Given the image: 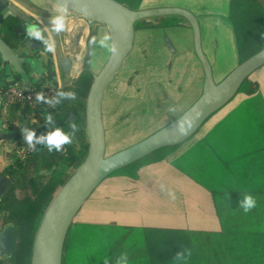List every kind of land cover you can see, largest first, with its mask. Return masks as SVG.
<instances>
[{"label":"crops","instance_id":"crops-1","mask_svg":"<svg viewBox=\"0 0 264 264\" xmlns=\"http://www.w3.org/2000/svg\"><path fill=\"white\" fill-rule=\"evenodd\" d=\"M8 1L31 20L8 17L1 27L0 38L17 58L6 64L0 58V85L55 86L77 96L53 111L42 112L38 119L31 118L26 107L4 108L0 103V132L12 135L11 140L0 141L4 145L0 148V173L11 179L0 197V228L12 223L13 215L1 206L14 185L16 168H23L24 163L11 160L6 148L23 140L22 127L35 129L38 136L46 133V113H51L66 132L70 131L69 121L80 127L74 142L61 152L37 146L25 161L30 184H24L26 191L50 187V202L84 161L88 148L86 97L97 73L93 64L102 50L91 40L108 34L104 25L67 9V30L51 33L55 54L44 52L41 42L27 37L25 25L43 21L42 28L50 27L51 15L63 6L56 0ZM146 1L140 0L139 9L146 7ZM184 1L191 7L185 3L173 6L196 17L200 49L217 83L242 57H249L244 53L252 52L249 48L241 54L232 15L254 19L258 26L247 24L243 32L262 35L264 6L252 0L251 9L243 15L237 6L240 0ZM129 58L134 67L127 66ZM203 83V65L195 53L192 28L184 18L165 15L137 20L132 48L103 93L105 155L107 145L116 139L140 141L178 118L201 95ZM170 106L176 107L174 114L169 112ZM4 119L17 121L18 128L7 132L1 127ZM129 123L134 132L126 134L122 128ZM162 185L175 193V199L161 191ZM245 194L257 201L248 213L239 208ZM38 224L30 232L31 250ZM14 230L13 252L18 238L15 225ZM183 248L192 251L187 264H264V64L188 137L107 175L74 216L61 264H115L122 253H127L128 264H179L174 256ZM30 260L31 252L28 264Z\"/></svg>","mask_w":264,"mask_h":264},{"label":"water","instance_id":"water-1","mask_svg":"<svg viewBox=\"0 0 264 264\" xmlns=\"http://www.w3.org/2000/svg\"><path fill=\"white\" fill-rule=\"evenodd\" d=\"M75 14L104 25L120 48L118 57L108 55L101 69L94 75L86 97V134L88 148L84 161L54 194L38 224L31 250L30 264H61L64 240L68 228L91 192L110 173L130 164L161 147L173 145L188 137L215 110L224 105L243 81L264 64V46L241 61L221 81L214 82L209 62L200 49V32L196 17L184 8L130 9L117 0H56ZM165 15H178L191 26L195 53L204 69L203 90L198 99L178 118L144 139L110 155H105V132L102 121V99L105 88L113 80L124 58L132 48L134 23L137 20ZM8 17L24 21L31 19L8 0H0V30ZM32 47V43H29ZM0 58L14 62L12 50L0 38ZM20 59V58H19ZM199 118L187 135L179 136L176 122L185 114ZM12 135L0 132L1 140ZM11 185V179L0 173V197ZM15 242L12 223L0 228V257H10Z\"/></svg>","mask_w":264,"mask_h":264},{"label":"clouds","instance_id":"clouds-1","mask_svg":"<svg viewBox=\"0 0 264 264\" xmlns=\"http://www.w3.org/2000/svg\"><path fill=\"white\" fill-rule=\"evenodd\" d=\"M67 8L62 7L57 14L51 15L49 19L50 27H41L37 23H28L25 25V31L27 37L39 41L43 44V51L55 54L56 51V41L54 40L51 33L60 34L67 30L68 28V15ZM47 33V35H46ZM91 44L94 47L101 48L106 51V53L112 57H118L120 54V48L114 41L113 37L109 34H104L102 37H93ZM76 92L74 91H64L57 90L54 95L50 98H46L43 92L36 94L37 102L47 104L50 107H55L61 105L65 100H75ZM169 112L175 113L177 111L175 106L169 107ZM199 118V113L193 116L191 113L185 114L180 118L175 125V131L177 135L184 136L191 131L196 120ZM44 124L47 126L48 131L46 133H41L39 136L35 129H30L27 126L21 128V134L27 149L32 152L38 150L37 146H43L48 150V152H61L64 150L65 145L72 144L76 137V134L80 131L79 125L75 121L68 122V128L70 131L66 132L63 127L57 126V122L51 113L45 114ZM161 191H166V194L175 199V193L171 190H166L164 186H161ZM256 199L251 194H245L242 196L239 202V208L243 209L245 213L250 212L256 207ZM192 251L188 248H183L176 252L174 260L179 262V264H187V260L191 257ZM115 264H128L127 253H122L116 260Z\"/></svg>","mask_w":264,"mask_h":264},{"label":"rangeland","instance_id":"rangeland-1","mask_svg":"<svg viewBox=\"0 0 264 264\" xmlns=\"http://www.w3.org/2000/svg\"><path fill=\"white\" fill-rule=\"evenodd\" d=\"M118 2L122 3L123 5L127 6L130 9H139V4H140V0H117ZM259 4H261L262 6H264V0H256ZM185 3L187 6L191 7L186 1L183 0H147L144 4V6L146 7H142L144 9L147 8H181L179 6H173V5H180ZM170 5V6H167ZM237 6L239 8H241L243 10V15L246 14L252 7V0H240V2L237 4ZM140 8V9H142ZM238 12V11H237ZM233 18V22L235 25V29H236V33L238 36V41L239 44H242V48L243 51L241 54H243L244 51L252 50V52L250 54L248 53H244L247 55H252L253 53L257 52L258 50H260L263 46H264V33L261 35L259 34H251V33H247V32H243V29H248L246 27L247 24H253L258 26L256 23H254V19L250 18V19H245L243 20V18H241V15L238 14V16L235 18L234 15H232ZM254 32V31H253ZM165 44L167 46H169L166 42ZM247 44V46H246ZM166 46V47H167ZM168 48V47H167ZM170 49V47L168 48ZM98 50L100 51V48H98ZM99 58L98 61L96 63H94V67L93 69L95 71H99L101 69V67L103 66V64L105 63L106 59L108 58V54L106 53L105 50H101L99 53ZM245 57V55H244ZM131 58V57H130ZM130 58L127 60V66L128 67H134V60H130ZM241 59L244 60V58L242 57ZM242 60V61H243ZM241 62V61H240ZM233 70V69H232ZM134 106V104H130V107L132 108ZM132 112L133 114L136 112L135 109L132 108ZM122 131L125 132L126 134L128 133H132L134 132L131 123H129L128 125H126L125 127L122 128ZM7 132H12L11 130H7ZM119 136H122L118 133ZM124 136V135H123ZM147 137V136H146ZM138 140V139H136ZM135 142H138L136 141ZM141 140V139H140ZM135 142L131 143V140L128 139H123V138H119L116 139L115 142H111L110 145H107L108 151H112L113 149L116 148H121L118 150H121L122 148H125L127 146L133 145L135 144ZM4 146L3 144H0V148ZM11 148V150L13 152H15V145H10L9 146ZM6 148V155L9 156V158L12 160L13 155L16 153H12V152H8V148ZM116 150V151H118ZM108 151H106L107 155L110 154L108 153ZM115 152V151H114ZM113 152V153H114ZM33 153V152H32ZM31 155V154H30ZM29 155V156H30ZM29 156L24 160V163L21 164L23 166L22 167H17L15 172H14V185L9 193V197L12 198V202L10 205H8V207L5 209V211L7 212V214H12L13 215V219L12 222L13 224L16 226V230L17 228L23 230V240L25 239V244L27 245V241H28V237L26 236L31 235L30 232L37 226L38 222H40V219L48 205V200H49V195H50V190H49V194H46L44 196L40 195V191L42 189V187H37L35 189V191H33V189L26 191V188L24 187V184H26L29 187V181H27V177L29 176L27 171L25 170L24 166L26 164L25 161H27V159L29 158ZM20 162V161H19ZM19 165V164H18ZM21 168V169H20ZM26 175V176H24ZM32 182L35 183V181L32 179ZM16 186V187H15ZM18 188V189H16ZM16 191V193H15ZM12 193H14L13 195H11ZM18 233V230H17ZM21 240V237L17 238V242H19Z\"/></svg>","mask_w":264,"mask_h":264},{"label":"built area","instance_id":"built-area-1","mask_svg":"<svg viewBox=\"0 0 264 264\" xmlns=\"http://www.w3.org/2000/svg\"><path fill=\"white\" fill-rule=\"evenodd\" d=\"M55 91H57L55 86L31 85L29 87H23L18 83L9 82L5 85H0V103L4 108L26 107L30 117L38 119L42 112L53 111L55 107L37 102L36 94L43 92L46 98H50L54 95ZM1 127L7 130L10 128L16 129L18 128V122L4 119L1 121ZM14 151L15 152H13L10 147L8 148V152L16 153L12 158L17 161H23L32 154V151L27 149L24 140L16 145Z\"/></svg>","mask_w":264,"mask_h":264},{"label":"trees","instance_id":"trees-1","mask_svg":"<svg viewBox=\"0 0 264 264\" xmlns=\"http://www.w3.org/2000/svg\"><path fill=\"white\" fill-rule=\"evenodd\" d=\"M49 190H51L50 187H43L39 194L44 196L46 194H49ZM3 198H4L3 199L4 202L1 206V209L7 208L8 205H10L12 202V198H10L7 195L4 196ZM17 230H18V233H17L18 237H21V240L16 243L13 255H11L10 257H5L6 259L4 260L0 258V264H7V261L9 262L12 261L13 264H28L29 263L28 258L31 252L30 250H31L32 235H28V234L26 235V236H29L28 241H27V244H28L27 246V245H24L25 239L23 240V237H24L23 230H21L20 228L19 229L17 228Z\"/></svg>","mask_w":264,"mask_h":264}]
</instances>
